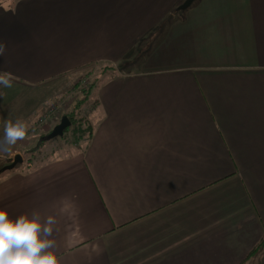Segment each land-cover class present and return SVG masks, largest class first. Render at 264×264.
<instances>
[{
    "label": "crops",
    "instance_id": "crops-1",
    "mask_svg": "<svg viewBox=\"0 0 264 264\" xmlns=\"http://www.w3.org/2000/svg\"><path fill=\"white\" fill-rule=\"evenodd\" d=\"M186 1L0 0L1 117L100 73L90 139L0 174L65 264H264V0Z\"/></svg>",
    "mask_w": 264,
    "mask_h": 264
},
{
    "label": "rangeland",
    "instance_id": "rangeland-1",
    "mask_svg": "<svg viewBox=\"0 0 264 264\" xmlns=\"http://www.w3.org/2000/svg\"><path fill=\"white\" fill-rule=\"evenodd\" d=\"M20 1L21 0H10L7 6L10 10L16 12ZM98 32L99 30H96L95 33ZM157 57L161 58L162 56L157 55ZM71 67H73V65ZM65 70L66 69H63L62 72ZM99 75V72H92V74L88 75L85 74L78 80L76 79L70 86L66 85L63 87V89L57 93L54 91L55 85H51V87H37L33 90L35 92H29L31 94L28 95L26 99H23V101H26V104H28V108H32L40 102H44V105L38 109L33 115V118L26 119L30 125L26 137L23 140H18L10 152L0 153V169L6 164L11 163V160H4V158L10 155L11 158H13L16 154H21L24 158L22 164L26 162L30 166V162L42 164L49 159H53L57 154H64L65 151L71 147L81 148L86 138L83 140H78V138L82 135L87 126L92 124L89 117H87V111L89 107L93 105L91 95L95 93V89L90 93V87L92 84L96 85L98 83L100 78ZM0 94H2L1 97L5 98L8 94L7 88L1 89ZM13 113L15 115V112ZM67 114L73 115L75 121L65 130L64 134L51 140H43L42 137L49 134L55 125L61 121V118ZM15 120L16 118L14 117L12 121ZM8 121L10 120L0 116V136H2L5 122ZM138 232L139 231H137L135 235L138 234ZM138 264H148V262Z\"/></svg>",
    "mask_w": 264,
    "mask_h": 264
},
{
    "label": "clouds",
    "instance_id": "clouds-1",
    "mask_svg": "<svg viewBox=\"0 0 264 264\" xmlns=\"http://www.w3.org/2000/svg\"><path fill=\"white\" fill-rule=\"evenodd\" d=\"M6 43L0 41V56ZM13 84L11 73L0 70V88ZM30 125L26 120L5 122L0 136V153H8L18 140H23ZM53 215L42 217L37 209L10 215L9 206H0V264H65L63 253L54 240Z\"/></svg>",
    "mask_w": 264,
    "mask_h": 264
},
{
    "label": "water",
    "instance_id": "water-1",
    "mask_svg": "<svg viewBox=\"0 0 264 264\" xmlns=\"http://www.w3.org/2000/svg\"><path fill=\"white\" fill-rule=\"evenodd\" d=\"M193 0H187L183 7L188 6L190 3H192ZM71 120L68 117V115H64L61 118V121L55 125L53 130L46 136L42 137L43 140H51L54 139L57 136H62L65 132V130L71 125ZM24 161V158L21 154H16L13 158H11V163L5 165L3 168L0 169V173L12 170L19 164H22Z\"/></svg>",
    "mask_w": 264,
    "mask_h": 264
},
{
    "label": "trees",
    "instance_id": "trees-1",
    "mask_svg": "<svg viewBox=\"0 0 264 264\" xmlns=\"http://www.w3.org/2000/svg\"><path fill=\"white\" fill-rule=\"evenodd\" d=\"M94 84H92V86L90 87V93H91V91L93 90V88H94ZM87 96H88V94H87ZM87 99V98H86ZM85 99V100H86ZM84 103V102H83ZM85 104V103H84ZM68 115V117L70 118V120H71V125L74 123V121H75V118L73 117V115H69V114H67ZM70 125V126H71ZM92 133H93V126H92V124H90V125H88L87 126V128L83 131V133H82V135L78 138V140H83V139H85L86 138V141L87 140H89L90 139V137H91V135H92ZM88 134V135H87ZM48 135V134H47ZM46 136V135H45ZM44 137V136H43ZM264 244V241L262 242V245ZM258 249H260V248H258Z\"/></svg>",
    "mask_w": 264,
    "mask_h": 264
}]
</instances>
